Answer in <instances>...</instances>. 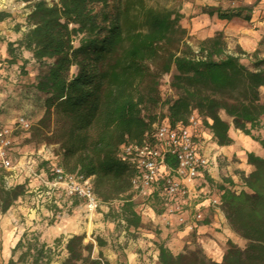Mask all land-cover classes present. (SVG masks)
<instances>
[{
    "label": "trees",
    "instance_id": "obj_1",
    "mask_svg": "<svg viewBox=\"0 0 264 264\" xmlns=\"http://www.w3.org/2000/svg\"><path fill=\"white\" fill-rule=\"evenodd\" d=\"M181 8V0H37L20 39L8 42L0 35V45L6 42L7 63L18 61L15 52L31 53L30 69L28 61L16 69L18 80L28 83L22 88H34L45 97L40 126L50 129L53 124L64 166L93 178L102 203L121 199L120 222L133 239L149 224L143 222L133 200L134 170L119 159L118 149L145 133L153 135L163 75L172 72L177 96L164 102L163 119L167 117L172 125L187 124L197 111L219 146L232 143L231 125L221 113L249 136L264 116V58L254 52L251 64L241 63L225 52L223 33L203 40L200 55L188 45L169 49L186 34ZM208 14L232 20L240 17L241 10L213 8ZM3 107L4 102L0 110ZM256 139L264 148V140ZM248 162L252 171L242 175L245 188L226 189L221 196V208L231 228L244 239V247H231L228 261L218 262L199 247L186 246L174 254L160 243L156 246L160 264H264V157L249 153ZM10 204L5 199L1 210L7 211ZM85 237L73 235L67 240V257L61 264H112L103 253L106 240L96 236L95 256L94 244L85 243ZM62 240L61 236L49 245L25 234L5 264H52Z\"/></svg>",
    "mask_w": 264,
    "mask_h": 264
},
{
    "label": "rangeland",
    "instance_id": "obj_2",
    "mask_svg": "<svg viewBox=\"0 0 264 264\" xmlns=\"http://www.w3.org/2000/svg\"><path fill=\"white\" fill-rule=\"evenodd\" d=\"M37 0H0V16L9 14L10 18L6 19L3 31L4 37L7 39L14 33L19 35L26 31L28 23L26 18L30 13L32 5ZM51 3L53 0H46ZM57 1V0H55ZM183 18L192 21L198 17L201 19L208 18V12L213 8H220L223 11L241 10L240 17L232 19L230 25V35H224L223 31H215L214 36L223 33L225 41V52L234 54L244 64H251L254 61L252 55L244 54L247 52L243 49V43L258 42L259 49L251 52H259L258 57L264 58V0H181ZM184 7L186 9H184ZM206 16V17H205ZM216 16V15H214ZM212 17V16H211ZM182 18V19H183ZM215 18H218L217 16ZM182 21V20H181ZM200 29L220 28L219 25L214 26L208 21L200 20ZM182 26V24H181ZM213 26V27H212ZM183 27V26H182ZM184 28V27H183ZM186 29V34L177 43L173 41L169 49L176 47L184 48L188 45L192 52H202V40ZM219 30V29H218ZM212 32V31H211ZM9 36V37H8ZM208 37V38H212ZM207 38V39H208ZM77 42V40H75ZM75 42V43H76ZM206 52V51H204ZM35 72L37 67L34 66ZM172 72L162 76L160 80V95L162 98L161 105L155 110L156 124H159L166 114L167 107L164 105L166 100L176 99V91L171 85ZM10 77V75H9ZM0 78L1 84L9 82L17 86H28V83H19L16 76L10 78ZM24 92L17 99L11 102L8 97L0 99V103L4 102L3 109L0 110V119L7 122H14L18 117L25 116L31 122V128L28 131H20L17 135L16 160L20 163V171L0 175V218H8L10 220L11 229V245L14 247L18 240L27 235L31 238L36 235L41 242L53 245L56 238L63 237L61 245L57 248V255L52 264H61L67 257L65 244L73 235L84 234L85 243L92 242L94 244V255L97 256L99 248L95 241L96 236L102 237L107 242V246L103 248L105 257L112 263H127L128 252L131 246L128 245V235L123 229L120 222L119 208L121 199L110 203H102L97 210L91 211L87 207L86 200L75 191L71 192L66 183L50 187L42 183L45 180L52 179L49 176L53 164L62 167L63 170L73 176H78L77 172H70L64 166L63 150L60 144L53 136V124L49 128H42L40 120L44 116V99L45 97L38 94L34 88H18V91L10 90V95L14 93L16 96ZM264 96V95H263ZM222 117L230 120L224 113ZM155 124V125H156ZM154 125V126H155ZM208 132L205 134L206 146L208 144ZM77 183L82 182L77 178ZM93 184V178H91ZM16 191L17 195L9 192ZM12 195V196H11ZM9 199L11 204L7 211L1 210V205L5 199ZM133 200L137 206L142 202V198L133 194ZM162 208L150 205L148 210L143 214V219L147 224L152 223L151 213H159ZM136 240L140 238H148V232L138 231ZM145 238V239H146ZM134 240V239H132ZM4 232L2 223L0 222V253L4 249ZM133 246V245H132ZM190 248H198L199 246L190 245ZM240 247V246H239ZM200 248V247H199ZM154 246L145 249L139 247L136 251L141 255L138 258L144 264V255L147 256L146 264H156L153 260Z\"/></svg>",
    "mask_w": 264,
    "mask_h": 264
},
{
    "label": "crops",
    "instance_id": "obj_3",
    "mask_svg": "<svg viewBox=\"0 0 264 264\" xmlns=\"http://www.w3.org/2000/svg\"><path fill=\"white\" fill-rule=\"evenodd\" d=\"M184 9H186L184 7ZM184 12H182L183 14ZM2 20H0V35L5 38L4 35V25L6 19L10 18L9 14H4ZM202 17V16H201ZM196 17L192 21H188L184 17L181 24L184 28H188L192 35H195L199 40H205L208 37H212L215 31H223L224 35H230V25L232 20H222L215 18L216 16L208 15V18L201 19ZM206 17V16H205ZM200 20L208 21L214 26L219 25L220 28H205L200 29ZM219 29V30H218ZM212 31V32H211ZM25 32V31H24ZM14 33L9 38H5L6 41L14 42L20 39L23 35ZM242 47L244 52L248 55H252L256 49H259L258 42H247L243 43ZM17 55V62L10 64L5 60L9 57L6 48V42L0 45V78H8L16 76V81L21 77L18 76V71L16 70L18 66L24 61L26 63L27 69H30L29 65L33 62L30 52L18 51L15 52ZM264 54V52L262 53ZM241 62V61H240ZM242 63V62H241ZM244 64V63H243ZM247 65V64H245ZM9 77V78H10ZM0 80V99L8 97L10 101L17 99L21 94L10 95V90L18 91V88L22 86H17L16 84L4 82L1 84ZM264 95V87L261 89ZM22 97V96H21ZM230 129L229 135L232 138V143L226 146H219L214 140L212 134L208 131V144L206 147V153L210 159V166L207 171H205L203 177L199 180L198 189L203 192L204 199L195 210L186 212L182 215H169L161 211L157 214L151 213V221L148 227H144L142 230L147 231L148 238H140L139 241L129 239L128 245L131 249L128 252V264H142V261L138 258L141 256L136 250L139 247L145 249L149 246H154L156 250L154 251L153 260L154 263L160 264L158 261V249L157 244L163 243L167 248H169L174 254H179L184 250L186 246L196 245L202 248L205 253L218 262L228 261V250L233 246L244 247L245 241L229 225L225 213L223 212L221 206H215L210 203V199L213 198L217 191H224L226 189L239 192L245 188L242 175H247L252 171V166L248 162V154L253 153L256 156L264 157V148L260 142L256 139L264 140V116L261 119V124L258 128L252 131L253 136L244 134L242 131L235 129L232 120H229ZM2 223V230L4 232V249L2 254L0 253V264H5L12 257L11 245V229L10 220L8 218H0ZM145 223L146 220L143 219ZM139 230V231H140ZM139 234V232H137ZM133 245V246H132ZM144 260L147 262V256L144 255ZM146 262L144 264H146Z\"/></svg>",
    "mask_w": 264,
    "mask_h": 264
},
{
    "label": "built area",
    "instance_id": "obj_4",
    "mask_svg": "<svg viewBox=\"0 0 264 264\" xmlns=\"http://www.w3.org/2000/svg\"><path fill=\"white\" fill-rule=\"evenodd\" d=\"M31 125L25 116L12 123L0 119V175L20 171V163L15 157L17 135L20 131H28ZM207 132L201 116L193 111L187 124L172 125L165 117L155 125L151 137L145 133L139 139L119 146V159L134 170L131 192L142 198L137 206L140 214L143 215L150 205H157L165 214L182 215L195 210L206 199L198 186L210 166L206 153ZM168 159L174 163H169ZM50 171L52 179L43 181L45 185L56 187L66 183L71 192L75 191L86 200L91 211L102 204L90 177L69 175L56 164ZM77 178L82 184L77 183ZM222 194L218 190L210 203L221 206Z\"/></svg>",
    "mask_w": 264,
    "mask_h": 264
}]
</instances>
